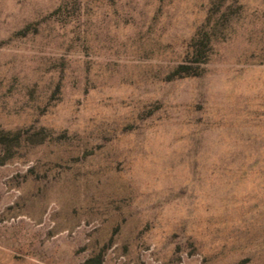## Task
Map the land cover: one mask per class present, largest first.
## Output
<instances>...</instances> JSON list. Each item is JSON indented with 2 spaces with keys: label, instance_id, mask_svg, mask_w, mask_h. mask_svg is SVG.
Segmentation results:
<instances>
[{
  "label": "rangeland",
  "instance_id": "rangeland-1",
  "mask_svg": "<svg viewBox=\"0 0 264 264\" xmlns=\"http://www.w3.org/2000/svg\"><path fill=\"white\" fill-rule=\"evenodd\" d=\"M0 264H264V0H0Z\"/></svg>",
  "mask_w": 264,
  "mask_h": 264
}]
</instances>
